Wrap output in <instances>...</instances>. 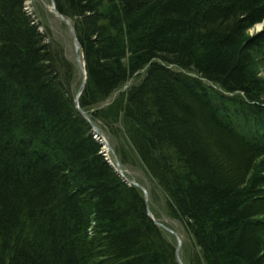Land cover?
Instances as JSON below:
<instances>
[{"label":"trees","instance_id":"trees-1","mask_svg":"<svg viewBox=\"0 0 264 264\" xmlns=\"http://www.w3.org/2000/svg\"><path fill=\"white\" fill-rule=\"evenodd\" d=\"M54 3L85 66L79 104L121 127L114 153L183 225L182 262L264 264V28L248 34L264 0ZM25 6L0 0V264H179L76 110V65Z\"/></svg>","mask_w":264,"mask_h":264},{"label":"rangeland","instance_id":"rangeland-1","mask_svg":"<svg viewBox=\"0 0 264 264\" xmlns=\"http://www.w3.org/2000/svg\"><path fill=\"white\" fill-rule=\"evenodd\" d=\"M25 4L27 5V7H25L26 11L28 13L32 11V15L33 18H35L36 23L39 22L41 23V29L39 30L41 32L43 31L44 33L48 34V37L46 38V42L50 41L51 43H55L61 46L63 48L65 57L76 65L77 74H76V83L74 84L75 86L74 88L76 91L77 89H79L80 83L83 78V73L78 65V62L76 61V53L74 49V40H73L74 37L70 31L69 25L67 24V22L61 20L51 11L49 0H25ZM263 28H264V21H262L260 24H256L253 28H251L248 34L252 35L256 32L261 31V29ZM78 55L80 56V54ZM263 66H264V62L262 59L256 60L253 63V70L254 72L257 73V76L262 83H264ZM143 73L144 71L142 70L139 73L142 74L141 76H139V74H135L134 77L129 78L123 86H121L119 89L114 91L110 95V97H108L105 103L113 99L119 93V91L125 90L129 86L139 83L143 77ZM87 116L89 117V115ZM83 118L85 119V117ZM91 121L94 126H97L96 119L95 120L92 119ZM98 129L110 146H112L114 143L118 141H123V132L119 125L108 128L107 131L102 130L100 128ZM106 134H108L109 137ZM109 155L111 156V152L109 153ZM111 159L112 161L114 160L113 157ZM121 169L130 183H136L141 185L143 189L147 192V195L145 194L144 195L145 198L147 197V200H149L148 206H150L151 214L155 217V219L160 224H163L164 226L168 227L169 229L177 233L178 237L181 240V245L179 248V256L180 255H181L180 257L184 256L186 250L190 251L191 247L190 245H188L184 249V252L182 253L183 240L185 238L183 225L178 220L172 219L169 216H167L165 212V204L162 198V194L160 193L159 189H157L154 180L151 179V177L148 175V173L143 168V166L139 165L138 163L134 166L123 165L121 166ZM168 236L171 237L172 235L169 233ZM185 256L187 257V254H185ZM184 264H188V263H184Z\"/></svg>","mask_w":264,"mask_h":264},{"label":"water","instance_id":"water-1","mask_svg":"<svg viewBox=\"0 0 264 264\" xmlns=\"http://www.w3.org/2000/svg\"><path fill=\"white\" fill-rule=\"evenodd\" d=\"M53 10H54V12H55L60 18H62L63 20H65V21L67 22V24L69 25V27H70V29H71V33H72V35H73V37H74V46H75V51H76V53H77V51H78V49H79V44H78V40H77V38L75 37L74 31H73V28H72L70 22H69L67 19H65L63 16H61V15L56 11V9H55L54 7H53ZM77 61H78V64H80L79 56H78V55H77ZM82 72H83V79H82L81 86H80L81 89L84 87V85H85V80H86V72H85V69H84V68H83ZM79 94H80V91L78 92L77 97L79 96ZM75 103H76V107H77V109H78V107H79V106H78V99H75ZM82 115L85 117V119L88 121V123L90 124V126L93 128L95 134H98V135L100 136V138H102V136L99 134V130H98V128H97L96 126H94L93 123H92V121H91L92 119L94 120V118H93L92 116L89 118L84 112H82ZM90 119H91V120H90ZM104 142H105V141L103 140V143H104ZM117 166L119 167V164H117ZM119 174H120V176H122L121 172H120ZM148 215H149V217H150L155 223L158 224V222H156V221L154 220V218L151 216V214H150L149 211H148ZM163 228H164L165 230L169 231L170 233H172V234L175 236V238H176V240H177V246H176V258H177V260H178V263H179V264H182V262H181V260H180V257H179L180 240H179L178 236L176 235V233H175L174 231L170 230L169 228H167V227H165V226H163Z\"/></svg>","mask_w":264,"mask_h":264},{"label":"bare ground","instance_id":"bare-ground-1","mask_svg":"<svg viewBox=\"0 0 264 264\" xmlns=\"http://www.w3.org/2000/svg\"><path fill=\"white\" fill-rule=\"evenodd\" d=\"M25 9H26V8H25ZM35 21H36V20H35ZM40 24H41V23H40ZM38 29H41V25L39 26ZM78 92H79V89H77V90L75 91V95H74V98H73V103H75V98L78 99V97H77ZM205 99L208 100L209 98L205 97ZM210 103H211V104H215L214 102H210ZM74 106H75V108H77L76 105H74ZM78 106H79V107H78V109H76V110L80 113L81 116H83V115H82L83 110H82V108H81L79 102H78ZM88 124H89V123H88ZM89 127L91 128V132H92V134H94L95 132L93 131V128L90 126V124H89Z\"/></svg>","mask_w":264,"mask_h":264}]
</instances>
